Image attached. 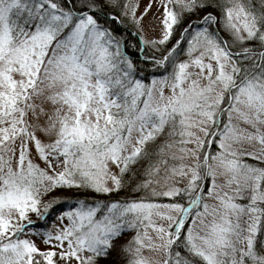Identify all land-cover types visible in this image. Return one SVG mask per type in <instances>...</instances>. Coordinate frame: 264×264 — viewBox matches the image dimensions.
<instances>
[{"label":"snow or ice","instance_id":"snow-or-ice-1","mask_svg":"<svg viewBox=\"0 0 264 264\" xmlns=\"http://www.w3.org/2000/svg\"><path fill=\"white\" fill-rule=\"evenodd\" d=\"M127 231L122 264H264V0H0V264Z\"/></svg>","mask_w":264,"mask_h":264},{"label":"trees","instance_id":"trees-1","mask_svg":"<svg viewBox=\"0 0 264 264\" xmlns=\"http://www.w3.org/2000/svg\"><path fill=\"white\" fill-rule=\"evenodd\" d=\"M194 15L198 16V13L195 12ZM119 31L130 42L131 47L128 48V52L130 55H133L135 57L136 53L139 51L140 41L135 36L136 30L134 26L124 21V25L120 26ZM130 31L132 35L129 34ZM144 47H145V51L151 50V48L147 45H145ZM149 75H151V73H149ZM245 159H247L248 162L250 163L256 162L254 158L245 157ZM133 178L136 181V183H139L141 179H144L146 177H143L142 170H141V173L139 175L133 174ZM76 191H77L76 189L72 190L73 193H75ZM65 195H68V194L65 193ZM111 195H115L118 197H124L126 195L130 197H139L141 195H146V193L143 190L137 191L134 187L126 184L123 190H119L116 193L99 196L98 198L106 199L108 196H111ZM88 198L91 199L92 194H90ZM240 202H244V201L241 200ZM131 235H134V232L127 231L123 235H121L117 240L118 248L109 255L99 257L97 264H122V261H124L126 258L124 247H125L126 242L130 239Z\"/></svg>","mask_w":264,"mask_h":264},{"label":"rangeland","instance_id":"rangeland-1","mask_svg":"<svg viewBox=\"0 0 264 264\" xmlns=\"http://www.w3.org/2000/svg\"><path fill=\"white\" fill-rule=\"evenodd\" d=\"M139 3H140V7L141 9L143 8V6L147 3V0H139ZM155 9H152L149 13V19L151 18V13L154 12ZM195 12H193L191 14V16L187 17V18H190V19H197L198 16H195L194 15ZM127 23L131 24L129 21L125 20ZM133 26V25H132ZM136 30V29H135ZM144 37V40L147 41V40H150L152 39L153 37L157 36L158 33L157 31H155L147 22V20L145 21V27H144V31L141 33ZM151 48V46H149ZM243 126V125H242ZM190 146V145H189ZM250 158V157H249ZM32 219H35V216H32L31 217ZM66 222V221H65ZM149 234L152 235L153 233L151 232V229H149ZM34 239H37V242L38 244L41 246V247H45L46 245L43 243L42 239L40 238H37V237H33ZM143 251V254L145 256H148V257H152L153 259L155 260H160V259H163V255L161 253H158V252H154V251H151L147 248H144L142 249Z\"/></svg>","mask_w":264,"mask_h":264}]
</instances>
